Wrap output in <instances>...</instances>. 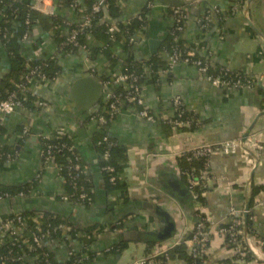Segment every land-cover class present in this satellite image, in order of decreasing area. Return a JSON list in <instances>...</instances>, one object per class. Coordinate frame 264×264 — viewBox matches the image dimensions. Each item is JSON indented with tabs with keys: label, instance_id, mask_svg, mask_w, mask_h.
<instances>
[{
	"label": "crops",
	"instance_id": "1",
	"mask_svg": "<svg viewBox=\"0 0 264 264\" xmlns=\"http://www.w3.org/2000/svg\"><path fill=\"white\" fill-rule=\"evenodd\" d=\"M182 1L187 16L178 42L188 52L209 62L214 74L226 73L234 79L252 75L256 80L254 87L236 91L222 88L207 80L192 64L178 63L169 69L171 54L163 47L172 34L175 20L172 6L163 0H123L119 20L129 24L137 19L143 25L123 42L127 48L114 46L113 61L101 54L91 62L83 49L76 54L58 52L57 43L38 27L31 41H24L22 53L26 58L54 56L61 75L52 82L34 80L31 83L30 91L47 103L42 111L22 107L3 119L7 133L0 136V145H15L18 157L12 162L0 163V184L19 186L38 179L29 197L13 202H19L20 210L52 212L80 229L74 238L70 231H64L65 239L45 244L60 264L66 263L72 253L82 254L86 259L89 254H95L91 264H133L150 251L154 253L176 241L188 242L189 231L199 223L202 214L212 222L211 243L204 264H231L235 249L223 246L225 238L221 230L236 219L231 215L232 210L244 219L241 213L247 205L250 207L254 185L261 190L255 199L253 228L264 237V151L252 149L245 142L246 134L247 137L256 134L257 142L264 146V0ZM208 8L222 16L210 13L211 23L202 28L198 20L206 16ZM57 12L55 10V14ZM65 16L68 25L81 22L74 10H69ZM106 19L115 23L111 16ZM90 43L98 45L92 38ZM155 57L159 58V65L146 66L141 81L144 108L158 119L173 118V102L179 98L189 115L186 117H191L195 124L176 131L168 123L146 121L139 115V107L132 103L122 104L108 127V137L126 152L120 179L126 185L129 199L121 208L109 211L108 203L117 197H108L101 188L100 154L92 143V137L101 128L94 117L100 104L106 105L109 95L118 92L119 87L114 86L113 80L123 73L127 63H145ZM9 71L10 61L0 44V80ZM87 75L103 82L104 94L97 106L80 114L73 104L70 87L76 78ZM48 108L52 110L48 112ZM21 126L28 131V140L20 145ZM57 136L72 141L81 158L84 175L94 181L97 202L92 206L75 207L68 201L60 203L55 199L66 196V182L55 165L45 166L40 140ZM226 141H235L241 148L233 154L217 153L210 158L209 172L200 176L202 182L196 179V188L206 189L205 202L201 203L196 199L195 189L189 187L187 178L181 174L179 156L203 144L218 145ZM144 203L170 214L175 222L171 237H162L165 235L163 218L155 208L144 207ZM15 212L0 210V222ZM120 220L123 222L118 227ZM111 227H117L113 233H109ZM121 232L128 236L124 241L116 238ZM154 241L157 244L148 251ZM120 243H126L127 248L118 254H108L112 246ZM84 248L86 252H82ZM26 260L27 264H38L36 258ZM169 264L187 262L174 258ZM243 264H264V252Z\"/></svg>",
	"mask_w": 264,
	"mask_h": 264
},
{
	"label": "trees",
	"instance_id": "2",
	"mask_svg": "<svg viewBox=\"0 0 264 264\" xmlns=\"http://www.w3.org/2000/svg\"><path fill=\"white\" fill-rule=\"evenodd\" d=\"M99 0H55L57 14L46 15L42 14L34 9H32V0L19 1V0H0V41L1 45L4 46L8 59L10 61V71L0 80V100H8L12 95L16 97V100L19 101L23 108L31 110L33 112L42 111L41 107L35 105L36 97L33 96L30 91L31 81L34 80H43L55 81L61 75V68L54 58L51 56L49 58H39V59H28L22 53V47L25 42L22 40L24 35L31 29V27H38L39 30L47 35L51 36L53 40L58 45V52H64L67 54H76L80 49H83L87 53V58L94 62L102 54L105 55L109 61H113V51L114 46L122 45V47L127 48L123 45V42L127 41L129 37L135 34L138 31L143 23L139 20H133L129 24H124L119 19L122 14L123 0H106V7L98 14H93L92 8L97 4ZM74 7V8H73ZM172 8H174L172 6ZM69 10H74L78 13V16L81 18V22L78 24L73 23L68 25L69 22L66 19V12ZM106 12L111 16L112 22L110 23L106 19ZM173 15V10H171ZM210 13H213L211 8L207 9L205 15L209 18ZM219 18H221V13H213ZM91 18L93 24L90 27L83 28V24L86 18ZM94 17V19H93ZM210 19V20H209ZM208 24L211 23V17ZM118 20V21H117ZM26 21H29L30 25L26 24ZM101 21V22H100ZM117 21V22H116ZM82 25V26H81ZM114 28L113 33H109V28ZM178 27L181 29L185 28V22H180L175 25L171 36L164 43V50L170 52L173 55L179 53L182 59L187 57L191 58L193 61L201 60L209 68V73L213 77H218L219 75L214 74L212 70V65L209 62L202 60V58L197 57L194 53L188 52L181 43L175 41V37L180 35L178 32ZM66 29V30H64ZM77 31V46L73 43L68 42L71 34ZM94 39L98 45L91 44L90 39ZM126 43V42H125ZM159 58H152L148 62H130L127 63L123 68V73L133 74L138 77V84L141 86L142 77L145 74L144 69L146 66H157L159 65ZM34 72V75L31 73ZM95 74V73H94ZM230 77V80H235L234 77ZM104 79V78H103ZM45 82V81H44ZM27 85L29 87L27 88ZM128 91L124 87H119L117 95H125ZM39 99V98H38ZM40 101H44L39 99ZM45 102V101H44ZM109 103L107 105H102L97 114L104 115L107 119L114 120L116 116L111 117L109 109ZM189 116L188 114H186ZM191 118V117H190ZM112 122V121H111ZM108 122L106 127H102L101 130L97 131L92 137V143L94 144L97 152L100 154L99 166L101 171V188L106 191L108 197L116 196L113 201L108 203V210L115 208H121L125 201L129 199L127 195V188L124 182L120 179V174L125 168L126 161V152L120 146H118L114 141H112L108 136V127L111 124ZM195 124V122H194ZM193 124V125H194ZM24 126H21L19 129V140L18 143L21 145L26 140H28L27 135L24 134ZM6 130L0 120V136L6 135ZM108 137L107 141H104V138ZM43 148V161L44 152L46 144H51L57 146L60 143H65L72 145V141L65 136H59L57 139H50L49 142L41 139ZM74 148V146H73ZM264 150V147H263ZM74 151L78 155V150L74 148ZM55 157V166L60 167V174L64 177L66 182V196L68 197V202L73 204L75 207L84 206L89 207L90 203L95 204L97 202L96 196V187L94 181L90 177L85 176L84 174L80 179L73 181L68 176V167L73 161L71 153L67 150H54ZM0 163H6L7 157L11 156L14 160L18 157V153L15 145H0ZM108 154V157H106ZM209 160H195L192 163H188L185 158H180V167L183 172H190L194 175V179L200 180V176L208 171ZM107 167L113 168V172L106 171ZM43 173V170L39 173ZM186 177V176H183ZM113 178V182L111 179ZM202 182V180H200ZM38 179L30 184L26 185H10V184H0V195H9L10 200L18 201L20 200V194H23V197H29L30 193L38 185ZM76 184V186H74ZM206 189L196 188V199L204 203V191ZM261 188L259 186H253L251 192L250 207L248 211V229L247 235L244 234V228L242 236L238 237L237 247L239 252L231 257V264H243L249 263L254 260L252 252L249 250L245 237L254 236L258 243L264 244V237H261L257 234L256 230L253 228V217H254V205L255 199L260 193ZM83 193L86 195L85 199H80V194ZM62 196L55 197L57 202L64 203ZM16 215L22 217V219H29V224L22 232V234L17 235V240L12 242L8 238V234L2 235L0 239H4L6 242L0 243V264L5 262V264H27V260L24 258H36L38 264H60L55 258L54 254L50 252L47 247L44 245L42 248H36L33 243V235L38 234L37 227H40L45 231L50 229L51 231L63 224L70 228L71 237L74 238L80 229H77L73 223L68 219H65L59 215H56L52 212H45L42 210H20L18 209L15 213H12L7 216L12 218ZM202 218L206 219V216L202 214ZM122 222L118 227H121ZM208 226V223L205 224ZM114 228H110L109 233H113ZM84 231V230H83ZM0 229V233H1ZM88 232V230L86 231ZM51 240L65 239L63 236V231L51 232ZM157 242L149 244L151 249L153 245H156ZM224 247L228 249H235V244L229 243V238L225 237ZM127 248L126 243H120L112 246L109 253L118 254L124 251ZM189 244L187 242H181L173 250L170 251L171 260L174 258H180L186 261L187 263L191 262L192 259L188 253ZM264 251V249H262ZM82 252H86L84 248ZM152 252H148L150 255ZM147 255V256H148ZM95 258V254H89V256L84 258L82 254L72 253L69 257V260L66 263L62 264H91ZM205 258L199 260L197 264H204Z\"/></svg>",
	"mask_w": 264,
	"mask_h": 264
},
{
	"label": "built area",
	"instance_id": "3",
	"mask_svg": "<svg viewBox=\"0 0 264 264\" xmlns=\"http://www.w3.org/2000/svg\"><path fill=\"white\" fill-rule=\"evenodd\" d=\"M106 0H99L97 4H95L92 8L93 14H98L101 12L102 8L104 9L106 7L105 5ZM32 9L46 15H54L56 10V4L55 0H33L32 1ZM173 10V18L175 20V25H177L180 22H185L187 12L184 6H178L172 8ZM214 12V11H213ZM211 16H209L210 18ZM209 18H207V15L203 18H200L198 20V24L202 28H206L209 24ZM94 19V17H93ZM209 19V20H207ZM94 20H92V17L86 18L83 28L90 27ZM101 22V21H100ZM27 25H30L29 21H26ZM178 32L182 33L184 29H181L178 27ZM36 28L31 27V29L27 32V34L24 35L23 41H31V38L34 37ZM114 28H109V33H113ZM77 31H74L70 38L68 39V42L73 43L75 46H77ZM175 41L178 42V37H175ZM1 44V41H0ZM178 63H185V64H192L198 68L200 73L207 78V80L213 82L214 84L221 86L222 88H226L229 90H240L242 88H252L256 84V80L252 75L244 76L242 78H238L235 80H228L226 77V73L222 76L213 77L209 73V68L206 64H204L201 60L193 61L191 58L187 57L185 59L181 58V55L179 53H175L171 55L170 58V64L169 69H172L176 64ZM168 69V70H169ZM31 75H34V72L31 73ZM45 81V79L41 80ZM32 83V81H31ZM114 86L118 87H124L125 90L128 92L123 95H117V94H111L109 95L110 101L109 103V111L111 114V117L118 115L120 112L121 106L124 102L132 103L134 106L139 107L140 112L139 115L145 119L148 122L155 123V122H165L170 124L174 130L179 131L184 128H190L194 124L193 120L186 117V112L183 108L182 102L179 98H176L173 102V107L175 111V115L173 118L169 117H163L161 119H158L155 115H153L149 110H146L144 108V101L141 97V89L140 85L138 84V77L133 74H127L122 73L117 75L113 80ZM29 85H27V88ZM30 89V88H28ZM33 94V93H32ZM33 96L36 97L35 99V105L37 107L45 108L47 107V103L44 101H40L36 95L33 94ZM107 105V104H106ZM22 108V105L19 101L16 100V97L12 95L8 100H0V120L3 123V119L12 113L15 112V110ZM95 122L99 125L100 128L106 127L108 122H111L112 119H107L102 114H96L94 117ZM28 131L25 129L24 134H27ZM59 138V136L56 137V139ZM52 138H44V140L49 142V140ZM55 139V138H54ZM108 137L104 138V141H107ZM246 144L248 147L256 148L258 151H264L263 147L260 146L257 142V135L252 134L249 135L246 138ZM45 152H44V160H45V166L49 165H55V157H54V150H67L69 153H71L73 157V161H71L69 167H68V176L71 180L76 181L80 179V177L84 174V169L81 165V158L79 155L76 154L74 151V148L72 145H68L65 143H60L57 146H53L51 144H46L45 146ZM241 145L235 141H226L218 145H210V144H203L197 148H194L188 152H185L181 154L180 158H185L188 163H192L195 160H210V158L217 153L221 154H233L236 153L238 150H240ZM252 148V149H253ZM106 157H108V154H106ZM1 158V154H0ZM14 159L11 158V156L7 157V163L12 162ZM56 168L58 170H61L60 167ZM106 171L113 172V168L107 167ZM181 174L183 176H186L188 180V185L191 189H196L198 186L197 181L194 179V175L190 172L186 171L183 172L181 170ZM111 182H113V178L111 179ZM76 186V184H74ZM21 197H23V194H20ZM9 195H0V201L4 199H10ZM86 195L81 193L80 199H85ZM63 200L68 201V197L65 196ZM93 204L90 203V206ZM244 214V212L241 213V215ZM231 215L236 217L234 221H232V224L228 228H223L221 230L222 236L229 238L230 244H235V254L239 252V249L237 247L238 237L242 236L244 228V221L241 218L240 214L235 210H232ZM208 223V226L205 224ZM211 223L208 219H200L199 223L195 225L190 231V238L187 242L189 244L188 253L192 259L191 262L187 264H197V262L205 257H207L208 250L211 243ZM29 224V219H22L21 216L16 215L12 218L8 217L5 220L0 222V237L4 234H8V238L12 240V242L17 240V235L21 234L27 225ZM38 234L33 235V243L35 244L36 248H42L47 242L53 241L50 239L51 232L54 233L57 231H70V228L66 225H59L58 227L54 228L52 231L50 229H46L43 231L42 228L37 227ZM55 240V239H54ZM6 241L3 239H0V243L3 244ZM180 243L178 241L173 242L172 244L168 246L161 247L156 252L140 258L136 260L133 264H169L171 258H170V251L173 250L176 246H178ZM247 245L249 250L252 252V254L255 256V258L260 257L263 255L262 249H264V244L258 243V240L254 236L247 237ZM23 259L25 260L26 258ZM1 264H5V262H1Z\"/></svg>",
	"mask_w": 264,
	"mask_h": 264
},
{
	"label": "water",
	"instance_id": "4",
	"mask_svg": "<svg viewBox=\"0 0 264 264\" xmlns=\"http://www.w3.org/2000/svg\"><path fill=\"white\" fill-rule=\"evenodd\" d=\"M163 1L167 3L169 6H173V7L185 6V2H183L182 0H163ZM106 17L110 18L107 12H106ZM154 51L155 50H153L152 52ZM103 94H104L103 82L100 79L92 75H87V76L76 78L70 87V95H71L73 104L76 108V112L80 114H82L86 110H89L97 106ZM51 110L52 108L47 109L48 112H50ZM247 135L248 134H246L245 139L247 138ZM248 187H250V184L248 185ZM18 204L19 202L16 203L10 199H4L0 201V210H9L10 212L17 211L19 209ZM143 206L151 210L154 208L157 210V214L163 218L162 227L164 229L165 235H163L162 237L163 238L171 237L175 231V222L173 218L170 216V214L162 208H158V207L152 206L147 203H144ZM248 211H249V205L246 206V209L243 215L245 236L247 235V229H248L247 227ZM126 237L128 236L124 232H121L118 235H116V238L118 241H124Z\"/></svg>",
	"mask_w": 264,
	"mask_h": 264
},
{
	"label": "rangeland",
	"instance_id": "5",
	"mask_svg": "<svg viewBox=\"0 0 264 264\" xmlns=\"http://www.w3.org/2000/svg\"><path fill=\"white\" fill-rule=\"evenodd\" d=\"M245 239H246V242H247V237H245Z\"/></svg>",
	"mask_w": 264,
	"mask_h": 264
}]
</instances>
